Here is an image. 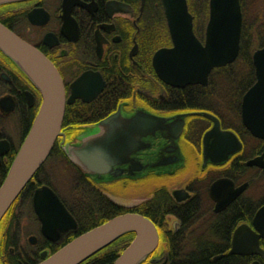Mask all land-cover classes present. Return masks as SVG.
<instances>
[{"label": "flooded vegetation", "instance_id": "flooded-vegetation-1", "mask_svg": "<svg viewBox=\"0 0 264 264\" xmlns=\"http://www.w3.org/2000/svg\"><path fill=\"white\" fill-rule=\"evenodd\" d=\"M75 1L65 26L63 0L0 6V22L55 65L67 100L74 99L67 104L70 121L57 140L50 169L68 170L76 184L81 179L91 183L117 206L155 224L158 245L139 264H177L179 256L207 252L215 253L212 262L235 256L244 264H264L259 253L264 252V234L255 225L264 208V131L258 137L244 122L246 116L264 126L263 99L246 98L258 82L254 54L264 49V22L255 24L244 11L258 0H240L243 24L236 59L214 67L206 83L185 86L161 79L154 66L159 50L175 46L163 0ZM186 1L194 34L205 45L211 0ZM243 44L250 56L240 57ZM40 104L39 91L0 50V177ZM119 110L124 117L145 112L168 127L143 136L148 147L116 165L117 174L95 182L64 150ZM36 189L31 203L0 222V264H38L43 254L49 256L84 227L67 208L77 227L61 232L56 241L45 236L33 207ZM24 205L31 214H23ZM238 233L241 240L236 241ZM249 238L258 240L261 251L249 247Z\"/></svg>", "mask_w": 264, "mask_h": 264}, {"label": "water", "instance_id": "water-1", "mask_svg": "<svg viewBox=\"0 0 264 264\" xmlns=\"http://www.w3.org/2000/svg\"><path fill=\"white\" fill-rule=\"evenodd\" d=\"M21 1L27 0H0V6ZM163 1L175 46L161 49L154 56V66L161 79L175 86L198 81L206 83L214 67L236 59L243 24L240 0H211L205 45L194 34L193 17L188 11L187 1ZM75 3V0H63L64 26L71 19ZM29 15L32 19L34 13ZM0 50L17 65L41 96L35 121L0 186L1 222L49 158L63 134L66 105L73 103L74 99L67 100L63 80L55 65L40 50L1 22ZM254 62L258 82L246 98L255 101L260 96L264 102V49L256 51ZM91 99L93 98L87 101ZM164 122V119L142 111L131 117H124L119 110L95 126L88 127L86 134L79 141L69 143L64 152L76 168L98 182L105 175L117 174L114 167L129 161V156L134 151L148 147L141 140L143 136L167 130L168 126ZM244 122L253 134L263 137L264 126L255 124L256 122L253 124L246 116ZM215 130L218 129L213 131ZM33 205L42 223L43 233L51 240L56 241L61 232L77 227L74 217L50 186L44 185L36 189ZM255 225H261L260 230L264 234V208L257 214ZM132 232L135 233L134 240L113 264H139L154 251L159 238L154 224L147 217L132 212L117 215L78 235L52 255L43 254V260L38 264H81L123 235ZM237 240H241L240 233L236 235ZM248 245L261 251L255 238H249ZM259 253L264 256L263 251Z\"/></svg>", "mask_w": 264, "mask_h": 264}, {"label": "trees", "instance_id": "trees-1", "mask_svg": "<svg viewBox=\"0 0 264 264\" xmlns=\"http://www.w3.org/2000/svg\"><path fill=\"white\" fill-rule=\"evenodd\" d=\"M249 46L243 44L242 51L240 53V57L243 55H251V51L248 48ZM38 110V108H37ZM36 110V111H37ZM70 108L66 107V113L64 117V123L63 125L66 126L69 123V111ZM72 117V116H71ZM59 151V148L57 145H55V148L53 150V153H51L50 158L48 161L54 156L55 153ZM18 151H16L13 156L10 158L6 168L2 171V175L0 177V185L4 181L8 170L12 164V161L14 160L16 154ZM46 164L42 166L41 170L37 172L35 177L29 182V184L26 186L24 191L22 192L21 196L17 200V202L14 204L13 208L10 210L13 211L15 207H17L20 202H30L32 200V194L33 191L42 185H49L51 186L49 180H46L43 177V172L45 171ZM86 186V184L88 186ZM77 185V190H74V194L71 198V200L65 199L62 195H59L62 199V201L66 204L67 208L75 214L80 222V225H84L82 231L78 233L77 235L69 238L65 243L71 241L72 239L76 238L78 235L86 232L87 230H90L96 226H99L103 224L104 222L108 221L109 219L125 214L128 212H133L131 209H125L123 207L117 206L115 203H113L110 199L105 197L94 185L91 183H87L85 180L81 179ZM53 187V186H51ZM133 234H126L120 237L118 240L101 250L100 252L96 253L92 257L88 258L81 264H113L116 258L120 253L124 251V249L127 247V245L132 240ZM64 243V244H65ZM62 247V246H61ZM61 247L55 249L57 251ZM215 253L213 252H207V253H199V254H191L187 256H179L175 258L177 264H244L243 260L235 257V256H224L222 260L218 262H212V258L214 257Z\"/></svg>", "mask_w": 264, "mask_h": 264}, {"label": "rangeland", "instance_id": "rangeland-1", "mask_svg": "<svg viewBox=\"0 0 264 264\" xmlns=\"http://www.w3.org/2000/svg\"><path fill=\"white\" fill-rule=\"evenodd\" d=\"M257 5H252L251 8L247 11L248 12V18L251 19L253 18L255 15L250 14V11L252 12V10H258L260 9V7L264 6L262 4V1L258 0ZM46 169H50V163H48L46 165ZM53 172L56 174V177L54 178L53 176H50V178L48 179L49 182H51L54 187L59 191V193L68 201L71 200L73 194H74V190L75 189V185H76V180L75 177H73L72 173L64 171L61 167H55V169H52ZM70 173V174H69ZM23 214L28 215L31 214V211L29 210V208L27 206L24 207L23 209Z\"/></svg>", "mask_w": 264, "mask_h": 264}, {"label": "bare ground", "instance_id": "bare-ground-1", "mask_svg": "<svg viewBox=\"0 0 264 264\" xmlns=\"http://www.w3.org/2000/svg\"><path fill=\"white\" fill-rule=\"evenodd\" d=\"M188 11H189V9H188ZM242 12H243V11H242ZM244 12H245L246 15H248V12H247V11H244ZM189 13H190V11H189ZM190 14H191V13H190ZM250 14H251V16H252V15H255V16L253 17V22H254L255 24H259V23H263V22H264V9H258V10H255V11L252 10V12L250 11ZM191 16L193 17V26H194V16H193L192 14H191ZM167 19H168V18H167ZM208 23H209V22H208ZM29 44H30V43H29ZM2 53H3V52H2ZM154 56H155V55H154ZM57 70H58V69H57ZM20 71H21V70H20ZM58 72H59V71H58ZM21 73L23 74L22 71H21ZM59 74H60V72H59ZM23 75H24V74H23ZM24 76H25V75H24ZM25 78H26V76H25ZM61 78H62V77H61ZM26 79H27V78H26ZM27 80H28V79H27ZM62 80H63V79H62ZM28 82H29L30 86H33L32 83H31L29 80H28ZM33 87H34V86H33ZM64 87H65V86H64ZM66 107H67V105H66ZM38 110H39V108H38ZM38 110H37L36 113H35V116H34V119H33V121H32V124H33L34 121H35V118H36V116H37ZM65 113H66V110H65ZM64 117H65V116H64ZM63 123H64V121H63ZM32 124H31V126H32ZM31 126H30V127H31ZM63 127H65V126L63 125ZM63 127H62V129H63ZM24 139H25V138H24ZM23 141H24V140H23ZM22 143H23V142H22ZM21 145H22V144H21ZM54 148H55V146H54ZM54 148H53V150H54ZM53 150H52L51 153H53ZM50 156H51V154H50ZM50 156H49V158H50ZM55 156H57L56 153L54 154V157H55ZM49 158H48V159H49ZM48 159L46 160V162L44 163V165H45V164L47 165V164L49 163V161H51V159H50L49 161H48ZM41 168H42V167H41ZM41 168H40L39 170H41ZM39 170H38V171H39ZM45 170H46V171L43 172V177H44L46 180H48V179L50 178V176H53V175H54V176H53L54 178L56 177V174L53 172L52 169H49V170H48V169H46V167H45ZM38 171H37V172H38ZM37 172H36V174H37ZM36 174H35V175H36ZM35 175H34V177H35ZM34 177H33V178H34ZM2 183H3V182H2ZM50 184H51V186H53V187H51V186H50V187H51L52 189L54 188L53 190H54V191L56 190L55 192H56L58 195H61V194L59 193V191L54 187V185H53L51 182H50ZM1 185H2V184H1ZM1 185H0V186H1ZM23 191H24V190H23ZM21 194H22V193H21ZM20 196H21V195H20ZM20 196H19V197H20ZM19 197L17 198V200L19 199ZM17 200L14 202V204L17 202ZM23 203H24V202H22V203L20 202V204H19L18 206H20V205L23 204ZM14 204L11 206V208L9 209V211H8L5 215H7V214H9V213L12 212V211L10 212V210L13 208ZM25 204H26V203H25ZM18 206H17V207H18ZM24 206H26V205H24ZM17 207H15V208H17ZM33 207H34V205H33ZM15 208H14V209H15ZM14 209H13V210H14ZM34 210H35V209H34ZM35 213H36V212H35ZM4 217H5V216H4ZM2 220H3V219H2ZM2 220H1V221H2ZM150 221H151V220H150ZM151 222H152V221H151ZM152 223H153V222H152ZM153 224H154V223H153ZM154 226H155V224H154ZM92 229H93V228H92ZM155 229H156V227H155ZM87 231H88V230H87ZM156 231H157V229H156ZM157 233H158V232H157ZM127 234H133V235H135V233H133V232H132V233H127ZM125 235H126V234H125ZM158 238H159V236H158ZM117 240H118V239H117ZM158 242H159V241H158ZM58 250H59V249H58ZM58 250H57V251H58ZM57 251H55V252H57ZM55 252H54V253H55ZM54 253H51L50 255H52V254H54ZM119 255H120V254H119ZM119 255H118V257H119ZM148 256H149V255H148ZM118 257H117V258H118ZM117 258H116V259H117ZM145 258H146V257H145ZM145 258H144V259H145ZM115 261H116V260H115ZM115 261H114V262H115Z\"/></svg>", "mask_w": 264, "mask_h": 264}]
</instances>
